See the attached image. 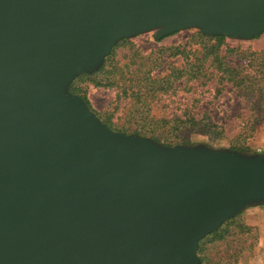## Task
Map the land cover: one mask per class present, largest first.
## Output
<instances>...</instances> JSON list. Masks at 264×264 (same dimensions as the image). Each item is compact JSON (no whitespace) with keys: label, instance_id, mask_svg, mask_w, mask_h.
<instances>
[{"label":"water","instance_id":"1","mask_svg":"<svg viewBox=\"0 0 264 264\" xmlns=\"http://www.w3.org/2000/svg\"><path fill=\"white\" fill-rule=\"evenodd\" d=\"M264 34V0H0V264H202L264 203V153L114 131L69 91L121 40Z\"/></svg>","mask_w":264,"mask_h":264},{"label":"rangeland","instance_id":"2","mask_svg":"<svg viewBox=\"0 0 264 264\" xmlns=\"http://www.w3.org/2000/svg\"><path fill=\"white\" fill-rule=\"evenodd\" d=\"M155 32L150 30L128 38L114 48L113 54L104 59L97 70L74 82L79 91H84L90 110L112 130L151 134L159 137L157 142L165 146L178 143L247 154L264 153V120L255 124L252 133L241 134L254 112L253 97L222 81L213 57L204 54L215 40L199 38L197 33L200 32L195 28L180 30L160 40H155ZM176 47H179L177 51ZM217 54L222 63L240 65L252 75L264 74V66L251 68L246 65L258 54L259 61L263 59L264 62V34L250 39L224 36ZM199 61L206 70L205 76L197 79L186 73L178 78L173 76L172 84L163 90L157 88V83L147 89L145 80L135 84L132 81L133 75L144 77L145 71L151 69L153 75L163 80L174 68L186 72ZM99 82L111 84H97ZM186 111L197 119L206 115L212 122H218L223 126L222 137L211 139L200 133L170 131L169 124L160 121L178 117ZM233 217L223 226L222 238L202 242V263L264 264V203L247 206Z\"/></svg>","mask_w":264,"mask_h":264},{"label":"trees","instance_id":"3","mask_svg":"<svg viewBox=\"0 0 264 264\" xmlns=\"http://www.w3.org/2000/svg\"><path fill=\"white\" fill-rule=\"evenodd\" d=\"M197 36L201 39L205 38V39H214L215 40V42L213 44H210L205 49L206 51L204 52V54L210 55L213 57V63L215 62V66H216L217 71L221 72V74H222L219 78L226 83H231V86L237 90H240V92H242V94L253 97V99H254V103H253L254 109L253 110L255 113L253 112L252 115H250L249 119L247 120V124L244 126V129L242 130L241 134L244 135V134H246V132L252 133L253 127L255 126V124L264 120V74H262V76H259V75L257 76L256 75L257 73L252 75L249 72H245V69L241 68L240 65H236V66L232 65L231 66L228 63H222L218 54H217V50H218V47L220 46V43L222 42V39L224 36H209V35H204L201 33H197ZM155 40H160V39L155 38ZM126 41H127V39H123L120 42H118L112 48L109 55L107 57H105V60H107L113 54V50L117 45H119L123 42H126ZM177 48H179V47H176V51H177ZM176 53H178V52H176ZM246 65H247V67H251V68L253 66L263 67L264 62H263V59H261L259 61V54H258L255 56V58L253 60L252 59H251V61L249 60ZM102 68H103V66L100 68V70H102ZM152 72H153L152 69L149 70L148 72L145 71L144 77H139L138 75L137 76L133 75L132 76L133 83L135 84L136 82H140L141 80L142 81L145 80V82L147 83L146 84L147 89H149L151 86H153L154 83H157L158 84L157 88L160 90H163L165 87H167V85L170 86L172 84V83L170 84V79L173 76L178 78V77H180V75L186 73V74L190 75V78L197 79L200 76H205L206 70L204 69L202 62L199 61L198 64L192 65L191 67L186 69V72H185V70H180L178 68H174L173 70H171L168 73V75L163 77L164 78L163 80L158 79L157 75H153ZM87 75H88L87 73H84L82 75L75 77V79L69 85V91L73 94L80 96L86 103H87V99L85 97V93H83L84 91L83 90L79 91V89L74 85V82L78 78H81L82 76H87ZM97 84H103V83L99 82ZM109 84H111V83H105L103 85H109ZM81 91H82V94L80 93ZM138 93L136 95L139 97ZM160 121L164 122V123L165 122L168 123L169 124V130L174 131V132L177 131V132H182V133H185V132L186 133H191V132L192 133H200V134H204V135L210 137L211 139L222 137V134H223V126L218 125V122H212L210 117H208L206 115H203L200 119H197V116L190 113V111H186L183 115H180L178 117H172V119H170V120L161 119ZM102 122L110 128L109 124L106 121H102ZM134 134L140 135L143 137L149 136V137H151V139H154L155 141L159 140V137H155L151 134L146 135V134H143V133L140 134L137 132H134ZM181 144H185V143H181ZM166 145L167 146H174V145H178V143H174V144L167 143ZM234 218L235 217H232L231 219L226 221L222 226H220L218 229H216L215 231H213L212 233L205 236L203 239H201L199 241L196 252H197V255H198L199 259L201 260V262H203V256L201 254L202 242L205 240H208L209 238H222V232L221 231L223 230L222 229L223 226H225L227 223H229Z\"/></svg>","mask_w":264,"mask_h":264}]
</instances>
